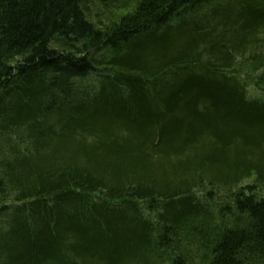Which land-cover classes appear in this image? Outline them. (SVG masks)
Segmentation results:
<instances>
[{
	"label": "trees",
	"instance_id": "trees-1",
	"mask_svg": "<svg viewBox=\"0 0 264 264\" xmlns=\"http://www.w3.org/2000/svg\"><path fill=\"white\" fill-rule=\"evenodd\" d=\"M87 2L0 0V264H264V0Z\"/></svg>",
	"mask_w": 264,
	"mask_h": 264
},
{
	"label": "rangeland",
	"instance_id": "rangeland-1",
	"mask_svg": "<svg viewBox=\"0 0 264 264\" xmlns=\"http://www.w3.org/2000/svg\"><path fill=\"white\" fill-rule=\"evenodd\" d=\"M87 5H88V7H89V11L91 12V14H92V17H93V19L94 20H98V18L96 17V14H97V12H103V10H102V5H101V3H100V0H88V2H87ZM103 19H104V17H103ZM173 24H180L179 23V21L178 20H174L173 22H172ZM161 30H165V28H163V29H161ZM181 30H177L175 33H174V36H173V39L171 40L172 42H174L176 45L177 44H179V43H181ZM185 39H182V42L184 41ZM264 50V49H263ZM249 90H250V93H251V96H253V95H256L257 93H256V91H255V89L251 86L250 88H249ZM251 183H253V181H252V178L251 179H246L244 182H243V184H242V186L243 185H248V184H251ZM204 193V191H201L200 192V194H203ZM223 198H222V200H220L219 202H226V201H228V200H226V197H227V192L226 191H223Z\"/></svg>",
	"mask_w": 264,
	"mask_h": 264
}]
</instances>
